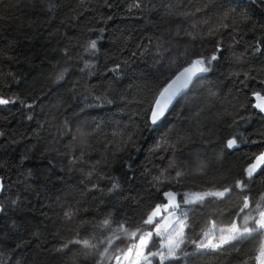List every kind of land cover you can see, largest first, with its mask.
Segmentation results:
<instances>
[{"label":"trees","instance_id":"16d2710c","mask_svg":"<svg viewBox=\"0 0 264 264\" xmlns=\"http://www.w3.org/2000/svg\"><path fill=\"white\" fill-rule=\"evenodd\" d=\"M134 2L51 0L49 8L50 0H0V93L5 99L19 97L15 104L0 106V177L6 183L0 193L5 204L0 213V264H98V253L85 256L78 245L70 246L66 255L51 250L77 231L83 238L94 236L96 243L111 236L121 222L134 228L150 206L164 202L167 190L182 201L184 192L227 186L253 162L254 154L264 151V113L253 107V92L264 95V55L250 47L264 40V6H253V0H142L141 9L130 10ZM197 7L200 12L185 15ZM245 8L250 19L241 15ZM90 40L97 41L94 53L85 51ZM217 43L221 52L213 71L203 74L195 90L180 100L167 125L146 143L137 136L138 150L125 148L128 136L142 125L153 95L195 58L193 54L210 56ZM117 62L123 66L119 78L109 72ZM231 72H248L252 79L244 81L243 75ZM106 90L113 103L93 99ZM173 127L190 129L193 142L175 150L150 151ZM233 134L246 140L238 150L223 146ZM83 145L89 146L83 149L84 161L70 165L71 155L78 156ZM26 154L30 159L21 162ZM164 169L173 177L176 171L187 175L180 183L161 187L153 178ZM93 170L99 175L86 180L85 174ZM114 182L120 187L110 193ZM250 189L254 197L264 192V173ZM17 198L18 208H13L10 202ZM242 200L234 190L223 201L210 198L188 205L186 209H193L192 238L210 220L227 224ZM69 207L80 209L70 222L63 217ZM109 214L112 230L97 228ZM81 221L91 223L81 228ZM36 230L38 239L29 235ZM22 240L30 243L13 253ZM116 243L126 247L125 242ZM255 244L254 237L239 251L217 254V264H258ZM185 251L191 253L192 246ZM192 257L179 264H190ZM112 262L105 259L102 264Z\"/></svg>","mask_w":264,"mask_h":264},{"label":"snow or ice","instance_id":"6c2138e0","mask_svg":"<svg viewBox=\"0 0 264 264\" xmlns=\"http://www.w3.org/2000/svg\"><path fill=\"white\" fill-rule=\"evenodd\" d=\"M105 2L107 3V0H105ZM256 4L264 6V0H253V6ZM52 6L50 0L49 8ZM108 6L111 7V4ZM142 7V0H135V2L129 6V9H141ZM205 7H207V5H205ZM200 11L201 9L197 7L194 12L185 13V15H195L196 12ZM231 11L235 12L236 9L233 8ZM241 15L245 19H250L247 8L241 11ZM225 16H227V13ZM109 19H111V17H109ZM221 27H228V25L221 24ZM100 31L103 32L104 30L100 29ZM184 34L186 36L193 35L190 32H185ZM209 34L213 35L214 32H210ZM174 35H180L179 28L175 31ZM250 47L253 48L255 53L264 55V40H257L255 45ZM96 49L97 41L90 40L85 51L94 53ZM64 51L67 52V49ZM220 52L221 46L217 43L215 50L210 56H206L203 53L193 54L195 58L189 59L186 67H183L182 70L165 82V85L153 95L148 107L144 109L142 125L138 127L135 135L128 136L125 142V148L131 147L133 150H138L136 143L137 136L146 143L154 133L161 127L167 125L168 117L175 112L180 100L191 91L195 90L199 80L205 78L203 74L213 71V62L220 58L218 55ZM184 55H189V53L185 52ZM124 63L127 64V61ZM174 64L175 61H173V65ZM89 66L90 65L85 64V67ZM122 67L121 63L117 62L109 69V72L116 73L117 78H119ZM230 75L234 77L243 75L244 81L252 79L248 72H231ZM62 77L63 74L57 76V79H62ZM241 83H243V81ZM262 84H264V82H262ZM107 91L108 90L101 95H95L93 99L96 102L113 103V100L108 98ZM253 95L257 97L259 101H264V96L261 95V92H253ZM18 100V96L5 99L4 94L0 93V106L15 104ZM85 100H87V97H85ZM20 103L23 104L24 101H20ZM25 107L31 108L32 105L26 104ZM253 107L259 109L261 113H264V102L256 103ZM195 115L198 117L199 112ZM28 119H32V117L29 116ZM240 119L244 120L245 118L241 117ZM233 123L236 122L233 121ZM67 126L68 121L65 120L63 122V127L67 128ZM2 135L3 133L0 132V136ZM192 135L190 129L185 131L173 127L170 129L169 134L161 137L160 140L151 147L150 151L157 152L167 149L175 150L182 148L193 142ZM244 143H246V140L242 134H233L231 138H228L226 142H224L223 146L229 150H238L240 145ZM252 143L255 144L256 141H252ZM87 147L89 146L83 145L78 156L72 154L69 164L75 165L78 161H84L85 151L83 149ZM51 151H55V149H45V152ZM28 159H30V157L26 154L22 157L21 162ZM251 159L253 162L248 163L247 166L241 170L239 178L234 179L233 182L227 186L203 192H186L183 194L182 201H177L175 199L177 196L176 192L171 190L166 191L163 193V196L167 198V202L156 203L154 206H150L151 210L147 212L146 216L142 218L134 228L121 222L112 232L111 236H106L96 243L93 242V240L96 239L94 236L83 238L80 237L79 231H77L72 239L66 241L61 239L59 246L53 248L51 251L55 254L66 255V250H70V246L78 245L82 249V254L85 256L98 253L100 257L98 264H102L105 259L113 261V264H125V262L126 264H153V261H155L156 264H179L181 260L189 256L223 255L230 250L239 251L240 246L245 241H251L254 237L260 236V244L257 249L258 255H256L255 260L258 264H264V192L254 197L251 195L250 189V185L255 182L257 176L264 173V151H261L258 155L254 154ZM169 167L175 169L176 166L170 164ZM166 173H169V169H164L160 175L154 177L155 184L161 187L164 185L171 186L173 182H182L187 175L183 171H176L174 177L171 176L170 173L168 175H166ZM28 174L31 175V171H29ZM94 174L99 175L95 173V170L87 172L85 174V179L91 181ZM100 178L103 179L104 177L101 176ZM81 183H84V181H81ZM92 187L97 188L98 185L93 184ZM119 187L120 185L114 182L108 191L111 193ZM5 189L6 183L4 178L0 177V193L4 192ZM234 190H238L243 195V200L238 210L235 211L232 219L223 226H220L216 220L208 221L206 228L202 229L200 234L193 239L191 232L193 231L194 225L189 218V211L193 209H185L182 205L202 204L206 199L210 198L223 201L229 198ZM157 191H160V189L157 188ZM10 203L13 208H18L19 198L12 200ZM4 211L5 204L0 202V213ZM79 212V208L69 207L68 210L64 211L63 217L70 222L78 216ZM110 216L111 214H109V217L101 220L96 227L111 231L113 221ZM90 223L91 221H81L79 227L82 228L85 224ZM12 226L18 227L16 221L12 222ZM148 226H151L150 230ZM0 231H2V229H0ZM29 235L38 239L40 237V232L38 230L32 231ZM117 241L125 242L126 247L120 248L116 243ZM29 243L30 242L27 240H22L17 243L12 249L13 253H15L17 249L23 250ZM188 245L192 246L193 251L191 253L185 251ZM101 246H103L102 250H100ZM110 251L113 253L112 255H109ZM16 264H21V261L16 260ZM244 264H248V261H245Z\"/></svg>","mask_w":264,"mask_h":264},{"label":"rangeland","instance_id":"374dc122","mask_svg":"<svg viewBox=\"0 0 264 264\" xmlns=\"http://www.w3.org/2000/svg\"><path fill=\"white\" fill-rule=\"evenodd\" d=\"M209 190H216V189L189 191L187 193H196V192H203V191H209ZM167 191H169V190H167ZM184 193H186V192H184ZM164 199L165 200H164L163 203H166L167 202V198L164 197ZM175 199L177 201H179L178 200V196H176ZM187 206L188 205H182V207H184L185 209L187 208ZM255 239H256V244L257 243L260 244L261 237L260 236H256ZM259 244H258V247H259ZM255 251H256V255H258L257 248H255ZM217 260H218L217 254H211V255H205V256H199V255H197V256H193L192 257L190 264H217ZM112 264H113V262H112ZM125 264H126V262H125Z\"/></svg>","mask_w":264,"mask_h":264},{"label":"water","instance_id":"95a60500","mask_svg":"<svg viewBox=\"0 0 264 264\" xmlns=\"http://www.w3.org/2000/svg\"><path fill=\"white\" fill-rule=\"evenodd\" d=\"M186 66H187V63H185L184 65H182L181 67H179V68H178V69L172 74V76H171L170 78H172L176 73H178L180 70H182L183 67H186ZM170 78H169V79H170ZM169 79H168V80H169ZM168 80H167V81H168ZM164 85H165V84H164ZM164 85H163V86H164ZM163 86H162V87H163ZM162 87H161V88H162ZM263 96H264V95H263ZM262 102H264V101H259L258 99H256V103H262Z\"/></svg>","mask_w":264,"mask_h":264}]
</instances>
